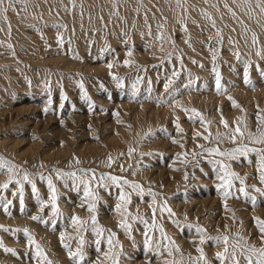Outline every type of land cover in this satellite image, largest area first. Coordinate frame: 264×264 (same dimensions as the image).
Segmentation results:
<instances>
[{"label": "rangeland", "instance_id": "obj_1", "mask_svg": "<svg viewBox=\"0 0 264 264\" xmlns=\"http://www.w3.org/2000/svg\"><path fill=\"white\" fill-rule=\"evenodd\" d=\"M119 1L122 2V0ZM140 1L143 7L141 8V10L140 9L138 10L137 14L129 13V12L122 13V17L120 19L121 21H123L125 25V31L123 34L117 35L118 38L117 46L116 44L112 43V35H113L112 26L109 25L112 23V21L107 23V25L105 23V24H96L94 26L92 24V21L86 18V16L85 17L79 16L80 17L79 22H81V24L79 25L77 24L76 27H73V25L70 24L71 22L69 21L67 22V20L62 19V23L58 25L57 28H55L54 30H51L47 38L42 37L41 39H39L38 43L40 44L38 45V47L33 49V52L40 51V53H42L43 56H46L47 60L57 59L66 62V63L60 62L58 66L52 64L50 65L49 63L47 65V68L48 70H52L53 72L55 71L63 81H65L64 78L65 79H67V77L71 78V82L74 83V85L70 87L72 96H66L65 100L61 101L60 98H56V97L55 99L49 98V95L47 99L45 97L47 93H45L44 96L43 95L35 96L36 93L26 94L24 93L23 90L22 92H20V95H18L19 98L17 97V101L14 100L13 102H11L5 100L4 102H2V104L4 105H0V108L2 107L4 108L6 104L7 112H11V114H13V122L11 127L15 130L6 129V133H4V135L19 138L18 132L22 131L24 133L21 135L19 139L21 138L26 139V141L31 140L33 143H36L37 140H41L42 138L44 139L50 138L52 139L51 144H49L50 148L54 146L61 147L62 145L59 143L58 134L56 132L50 133L46 129L48 128L51 130L54 129L64 130L66 129V126L71 127L72 124L73 125L75 124L76 126L79 127L80 130L86 128L87 133L89 132L88 134H90L89 140L92 142L91 144L94 143L96 144L97 142L101 141L99 135L102 134V132L100 131V127L97 125L98 123L103 122L104 120L111 121L112 118L114 119L117 117H119L118 121L120 123H125L126 122L125 118H127L128 123L133 120L132 117L130 116L132 115V111L127 109L124 110L125 104L134 103L135 106L136 105L142 106L145 103L156 107V109L158 110H162V108L166 110L167 109L166 107H168L169 103L171 102L170 100L182 101V99L180 98H183L184 97L183 95L185 94L182 93L184 91L183 89L185 88L184 85L186 84V86H188L192 84V80L190 78H187L191 72L189 73L188 71L186 72L182 71L179 73L180 77L178 76L177 78H174L172 76L171 73L172 71L170 69L164 67L162 64H157L155 62H152L150 61V59L147 60L149 62L144 61L143 63L141 62L142 64L141 63L139 65L136 64L137 67L131 70L133 71V73L131 71L129 72V70L123 71L125 66L124 64L127 59L125 55L128 52H134L136 55L139 54L140 56H148L152 54L151 51H154L149 47V44L147 42H144L139 37L137 38V36L135 35L140 25H144L146 26V29H148L150 27H153L154 26L153 24H155L158 21L159 25L163 27L164 32L165 30H167V32H170L171 28L174 29V25L175 26L178 25L175 19H173V16L175 14L173 9L166 11L164 10V6L162 4L157 2L158 4L157 5L155 1L152 2L154 9L153 6H151V8L154 11L156 10L157 14L156 13L150 14L148 10L149 4H147V0H140ZM192 1L193 0H188L189 3L190 2L193 3ZM82 3L83 2L79 4L81 6L82 5L84 6V3L83 4ZM191 7L193 8L194 5L191 4ZM154 14L156 15L153 16ZM167 15H171L172 17L169 18L167 17ZM212 18L214 21H216L215 17L212 16ZM40 26H38L37 28L34 27V29L32 28V30H34L35 33H42V35H45L43 32L44 29L46 30V28ZM164 26H166V28ZM58 34H64L62 36L63 38L62 42L60 40L61 37H57ZM175 34H177V36H179L178 38H180V34L178 32H176ZM189 38H190L189 40H191L190 44L192 43L193 39L194 40L198 38L200 39V37H195V36H191ZM201 38L205 40L208 39L206 37L205 38L201 37ZM194 46L196 49L198 48L205 49L207 45L194 44ZM7 52L8 54H10L9 51ZM245 56L246 55H239V57L234 58L235 61L231 59L226 60V56L222 52V50H218L217 56L214 58V64L207 66L209 69L211 68L214 69V71L208 70L207 73H212L213 75L215 74V76L214 77L210 76L208 77L209 79H203L202 78L203 74L201 71L202 67H201L197 70L198 72L195 73L197 75L196 78L197 80H193V82H195V86H196V84L199 85L198 81H203V83L206 84L203 91H209V92H213L214 94L216 93L218 95H222L226 99L224 101V105H226V103L228 104L230 100L229 97H231L234 100V93L230 92V90L233 91L232 90L233 78L231 75L233 76L236 75L235 77L239 78L240 84H242L243 89L246 88L251 90L253 94H256L258 97L254 99V102L250 105L252 106V111L250 115L252 114L253 116L252 115L251 116L254 117L253 120L255 119V121H257L258 112L261 113V115H264V111H263L264 96L262 94L264 92V71H263L264 63H262L261 65L259 64L260 74L258 75V79H255L250 76V73L251 74L254 73L257 70V68H259V66L257 63H255V61L252 62L249 61L248 59H244ZM18 57H21L23 63L25 64L24 66L28 65V63L29 65L31 64L30 63L31 60L25 59L21 54H19ZM165 58H169V57H165ZM249 62H251V64ZM109 64H113V66L115 67H120L118 69L119 71L111 72L110 69H108ZM218 65L221 67V69H217ZM86 66L90 67L89 71L87 72H86L87 69ZM228 66L230 67L227 68ZM40 67L41 66L39 64L38 65L35 64L34 66L30 65V67L29 66L25 67L27 70V71L25 70L26 73L24 72L26 79L25 84L33 85L34 82L39 80L41 76L38 74L32 75L31 70L33 71L34 69L36 72L38 71L40 73L41 70ZM44 73L46 74L48 73V71L42 69L40 74L43 75ZM217 74H219V76L221 77V85L223 89H225L227 92L217 91L216 89ZM113 76H117L121 78L120 84H118L117 81L113 79ZM130 78H134V79L139 78L144 82L145 81L150 82V80L154 81L158 78L160 80H158V83L155 86V88H153L152 87L153 84H151L145 89L143 87H140L141 89L138 88L134 91H131V89L129 88ZM169 81H171V83H168ZM190 81L191 83H189ZM81 83L83 84V88H81L80 86ZM88 86H90V89L85 90L84 87H88ZM178 91H181V93H178ZM85 92L87 93V98L85 97ZM91 92H93V94ZM134 92L135 95H133ZM31 98H33V100L39 99L38 100L39 104H37L38 110L35 112H28V110L35 108V106L32 104ZM48 100H50V103H48ZM183 102L185 101L183 100ZM183 102L178 103L176 106L181 111L186 113L185 119L184 118L182 119L183 122L181 121L180 123L179 121L175 119H170L169 117L163 118L161 114L160 115L161 117L159 116V118H162L164 120V121L162 120L164 123L160 122V126H158L156 130L150 132L151 141L146 146L148 150L144 151V153L142 154L141 153L135 154V157L133 159V163L134 162L142 163L144 161L142 166L144 170L147 169L145 170L146 172L152 170L151 172H149L150 174H152L153 172L156 173V175L160 173L162 174V177L160 178V180H158L159 181L157 183L158 187L156 189L155 188L152 189L151 187L149 188L147 186L145 188V190L151 189L153 192L157 194L156 203L153 204L151 196L148 195V191H146L142 199L138 195H136L135 197H131L132 200L131 204L128 205L131 206V208H129L128 211L129 210L131 211L132 207L136 208V206L138 207L140 205L138 207L141 209L140 212L137 213L134 212L131 215L140 216L143 217V219L146 218L145 220H147L149 222V225H151L153 223L152 209L153 208L156 209L158 203L164 204L166 201L167 206L174 209V210L172 209V211L175 213V215L171 217L167 212L162 213L163 215L157 214L158 212H156L155 224L157 225V227L153 228V230H157L159 232L160 231L159 228L160 226H162L164 232L167 234L168 237H170L169 229L175 230L178 237L185 244L190 246L191 251H190V255L188 252L187 254L188 258L186 257L185 261L180 262L175 260V263L172 262L169 264H195L196 259L201 255V253L197 251L198 248H203L204 255L207 257L208 264H231L232 263L231 261L228 262L223 261L224 262L223 263L222 261L217 259L216 257L217 252H219L220 249L224 250L226 246L223 243L217 244L215 240L211 238L221 237L225 235L228 236L230 239L227 247H228V251L232 252L233 245L238 239L235 237L237 236L236 231L241 230L244 227L243 230H247L248 232V239L241 240L240 241L241 246L243 248H247L249 246L247 241H249L251 242L250 245H255L258 248L264 247V243H262L260 238L259 229L254 221L255 217H259L260 219L264 220V194L256 191L257 188L264 189V183H261L259 179L260 176V173L258 171L259 158L256 156L255 153H249L247 157L240 156L237 159H228L226 157H220L214 154L210 155L209 153L205 152L204 149L210 147H219L221 151H228L240 146V144H232V142L226 140L227 141V142L225 141L226 146L223 147V144H221L222 141L218 142L215 139V135L217 133L215 135L211 133L212 136L209 140H205L201 138V136L197 135V133H201L205 136L209 134L207 123L202 124L200 122V118L196 116L195 118L192 119L191 117L190 119L187 115L194 113H192L191 111H184L183 107H186L190 110L196 109L200 113L202 112V116L205 113L203 112L204 109L201 108L202 106L201 105L199 106V104H197L195 101H194L195 103L192 102L194 104L188 103L191 105H188L186 102L185 104H182ZM229 103L231 104L226 105V108L235 111L233 102L231 101ZM196 104L199 107L196 106ZM161 106L163 107L161 108ZM210 108L212 107L210 106ZM17 110H19L17 112L18 114H16ZM18 115L21 118H18ZM203 118L205 122L211 121V123H215L214 119L212 122V119L210 120L206 119L204 116ZM128 123L126 125L121 124L120 126L129 127ZM177 124H179L180 126L179 128L176 127ZM112 128L113 126H110L109 131H114V133L117 132L116 130H112ZM131 128L132 130H134V127L132 125H130V129ZM258 128L260 131L261 130L264 131V125H260V127L258 126ZM226 131L227 130L224 129V131H221L219 133H223V132L225 133ZM134 136H136L135 132H134ZM80 141L83 142V138L77 140V142L81 144ZM141 143L138 144V146L141 145ZM243 143L247 144L249 147L259 148L260 146V148H264V145L262 146V144L254 145V144H250V142L248 141L247 142L245 141ZM198 145H203L204 148L202 149L198 147ZM24 147L27 148L26 145H24ZM143 155L145 157L142 158ZM124 156L125 157L127 156L125 159L126 161L127 159H130L132 157V155H129V153L125 154ZM221 158L222 160H224L225 163L227 162L226 164L230 166L232 171L238 173L241 177L245 178V184L247 186V191L249 193V196L245 197L243 193L237 191V189H239L241 185L239 184L238 180L234 181V188L232 189V191L234 192V196L229 197L227 199L226 201L227 209H225L224 207L225 200L221 194L222 189L217 188V185L221 183V181L217 179L218 166L212 163V161L221 160ZM67 159L63 161L65 162L63 164L65 166L63 165L60 166L57 164L54 165L47 164L48 166L47 165L44 166L43 167L44 169L37 170L36 172H32L30 170L28 171L29 174L31 173L30 174L31 180L36 184V188L38 189L40 199H38L37 193L33 192L31 185L27 181H25L24 189H23V204L25 205L24 207L28 206L26 210H23L21 208L23 204L20 202V195H19L20 189L15 183L10 184L7 190H0V212L8 216V219L11 218V216L9 215H12L13 217V215L18 213L17 211H21V210L22 213H24L25 215H28L30 213H31L30 216L39 215L44 220H47L48 218H52L53 214L50 205L51 193L47 187V180L40 179L39 174L41 173L45 177L51 176L52 181H54L53 184L57 189V195H59L57 203L62 204L65 202L77 206L76 204H78L79 201L82 203L86 202L84 201L83 198V189L81 186H80V192H77L74 190L73 182H71V180H67L68 182H66L68 188L67 186L64 187L63 183L61 184L57 182L58 176L56 172L53 171V169L59 168L65 172L76 171L77 169H81L80 166H76V167L66 166L67 163H69L70 161L69 159L68 160ZM249 161H251V163H249ZM230 162L233 163L230 165ZM147 163L152 164V166L150 165L149 167ZM144 166L148 168H145ZM83 169H88V168H83ZM182 171L185 172V175L187 177V179L185 178V180H179L181 178L179 175L181 174ZM77 174L78 176L83 175V173H80L78 171ZM20 176L22 175L20 174ZM125 178L128 180V178L130 177L127 175L125 176ZM16 179H18L17 176ZM171 186L174 187L175 190L168 191V188H170ZM40 191L42 192L40 193ZM105 194L106 196L104 197H98L97 211L95 213L98 218V223H100L102 220L99 219L100 218L99 216H102V218H106V216H108L109 219L115 220L117 218L115 206L117 203H121V201L118 200L119 194L117 193V191L113 192V189L111 187L109 188L108 193ZM249 197L256 198L257 201L256 206L252 205ZM41 199L47 204V206L44 207L43 211H41V207H40ZM136 199L138 201H136ZM174 200L176 201L174 202ZM8 201H11V203L8 204ZM5 204H7V211H5L4 209ZM84 204L85 206L82 207V210L84 209L83 211L88 213V211L86 210L87 202ZM143 204L145 205V208L142 207ZM28 208L30 209V211ZM142 208L145 209L143 210V212H142ZM61 213L65 215H61L57 217L58 223L56 222L57 220L54 221L55 223L53 224L49 223L50 221L47 224L35 221L36 223H39L37 225L38 227H40L39 229H41L42 232L47 233L52 237H54L50 241V243L47 244V247L44 245L47 242L42 240L41 237H38L36 234H34V232H32L33 229L32 227L29 228L27 227L32 237L34 236L33 238L35 240V244H39L43 252L46 251L44 253H46L47 260L51 259L50 261H53L54 259L52 264H63L64 262H65L64 264H78L77 261L73 260L69 256L68 249L64 248L63 244H70L72 251L75 252L79 245L78 239L81 235L84 236V240H85L84 245L81 247V250L84 254V260L82 262H79V264H90V263L112 264L111 261L112 259L110 260V258L108 257L110 256L112 257L113 254H118V259H120L119 260L120 264L121 263L125 264L124 260L126 259H127L126 261L129 260L134 264H166V263H162L160 258H165L167 256L166 247L167 245H169V243L161 242L159 247L160 250L154 251V245L152 244L156 240V238H154L151 241L152 247L149 248V246L145 242L146 240H144L146 238L145 233L147 231L146 230L147 228L139 220H138L139 221L138 230L140 236L143 234L140 239L142 241L139 242L138 240H135L136 239L135 236L131 237L132 239L129 238L131 241H133V245L137 241L138 245L140 244L139 248L136 250L133 249L131 246L127 247V249L126 246H122L121 248L120 245L121 243L124 242V239L126 240L129 239H127L126 237L124 238L123 235L122 234L120 235L118 231L111 230L112 233L113 232L115 233V236L113 237V241L114 243L116 242V245L112 249L111 253H108L107 243H103L100 241L99 247H97L96 245L97 238L95 235H93L94 233L92 234V230H91L92 225L90 222H89L90 224L85 226L87 228V231L77 230L76 228L72 227L71 223L69 222L70 217L75 214H73L72 211L71 212L69 211V213H66L65 211H61ZM144 213L145 215L142 216ZM90 215L93 214L90 213ZM80 217L82 219L84 218L85 220H90V217H82V216ZM173 221H177L178 223H173ZM194 226H200L206 229V232L202 234L205 240L203 244L200 243L201 234H198L196 232ZM167 227H169V229H167ZM108 228L110 230L111 228L113 229L114 227L111 226ZM2 229L3 228H0V233ZM15 229H19V228L13 227L12 229H9L8 231L9 234L7 239L8 241L14 242L16 244L5 246V243L3 244L4 239L0 238V241H2V245H0V250L2 256H4L0 261L1 262L5 261L7 264H11L12 260L17 262L18 264H47V262L44 259L36 258L35 244L30 245L28 236L25 235L23 231L17 232L15 231ZM61 233L65 234V239L63 241L60 238ZM90 235L91 237L93 235V238H91ZM69 237H71V239H69ZM117 239L118 241H116ZM38 240L40 242H37ZM127 242L129 243L130 241ZM5 249H12L14 251L9 252L6 251ZM117 249L119 251H117ZM50 250L52 251L51 253L52 256H50L49 254L51 252ZM237 252H238V256L242 257L243 264H246V260L244 257L247 253L239 254V249H237ZM105 253L109 254L108 257L104 256ZM55 257H58L59 259L58 258L55 259ZM171 259H173V257ZM2 264L5 263L3 262ZM199 264H205V261L200 260Z\"/></svg>", "mask_w": 264, "mask_h": 264}, {"label": "bare ground", "instance_id": "obj_2", "mask_svg": "<svg viewBox=\"0 0 264 264\" xmlns=\"http://www.w3.org/2000/svg\"><path fill=\"white\" fill-rule=\"evenodd\" d=\"M155 1H156V4L157 2L162 4L164 6V10L166 11L173 9V11L175 12L173 19H175L178 25L177 26L174 25V29L171 28L170 32H167V30H165L164 32L163 27L159 25L158 21L155 24H153L156 27L153 26L148 29H146V26L140 25L135 35L137 36V38L139 37L144 42H147L149 44V47L152 50H154V51H151L152 53L151 55L153 59L151 58V55L140 56L139 54L136 55L134 52H128L125 56L127 58L126 61H128L129 63L128 65L124 64L125 66H124L123 71L129 70L130 72L132 69H135V67H137V65H139L141 62L143 63L144 61H147L148 59H150V61L155 62L157 64H162L164 67H167L168 69H170L172 71L171 73L174 78H177L178 76L180 77L179 73L182 71L183 72L188 71L189 73L191 72L187 78H190L192 80V84L194 83L193 84L194 86L192 84L190 85L187 84L188 86H186L185 84L184 85L185 88L183 89L184 91L182 90L183 91L182 93H185L183 95L184 97L180 98L182 95L179 97L180 99H182V101L170 100L171 102L169 103V105L167 104L168 107H166L167 108L166 110L162 108L163 106H161L162 110H158L156 109V107L151 106L150 104L149 105L145 104V103L142 106H139V105L135 106L134 103L125 104L124 110L127 109V110L132 111V115L130 116L132 117L133 120L128 123L127 118H125L126 122L120 123L118 121L119 117H117L114 119L112 118L111 121L104 120L103 122L98 123L97 125L100 127V131L102 132V134L99 135V137L101 138L100 139L101 141L97 142L96 144L95 143L91 144L92 142L89 140L90 134H88L89 132L87 133L86 128L80 130L79 127L76 126L75 124L74 125L72 124L71 127L66 126V129L64 130H58V129L51 130L48 128L46 129L50 133L56 132L58 134L59 143L63 147L54 146L50 148L49 144H51V140H52L50 138L49 139L42 138L41 140H37L36 143H33L31 140L26 141V139H22V138L19 139L21 135L24 133L22 131L18 132L19 138H15L12 136L10 137L7 135L5 136L4 133H6V129L15 130L11 127L12 122H13V114H11V112H7V107L5 104L4 108L2 107L3 109L0 108V156H3L7 160L12 161L13 163L19 166V169L22 172L21 171L18 172L19 173L17 174L18 179H22L23 170H26L27 172L29 170L32 172H36L37 170L44 169L43 167L46 166L47 164H52V165L57 164L61 166L65 163L63 161H65L68 158L70 161L69 163H67L66 166H69V167L80 166L81 169L92 168L96 170V180L92 184V190L95 192L97 197L106 196L105 193H108L110 187L113 189V192L117 191L118 194H120V191H121L120 188L111 184V182H107V181L100 182L99 176L101 173H110L112 175L121 176L124 178L125 176L128 175L130 177L128 178L130 182L141 184L144 190L146 186L149 188L151 187L152 189L153 188L156 189L158 187L157 186L158 185L157 183L159 182L158 180H160V178L162 177V174L160 173L156 175V173L154 172H153L154 174L153 173L150 174L149 172H151L152 170H149L146 172L145 170L147 169L144 170L142 166L144 161L142 163L141 162L133 163V159L135 157V154L137 153L142 154L144 153V151L148 150L146 146L151 141L150 132L156 130V128L160 126V122L162 123L164 121L162 118H159L161 114L163 118L169 117L170 119H175L179 121L180 123L183 118L185 119L186 113L176 107L177 104L180 102H183V100L187 104L188 103L194 104L196 102L197 104H199V106L201 105L202 106L201 108L204 109L203 112H205L203 116L206 119H209V120L212 119V122L214 119L215 123H211V121L210 122L206 121L207 126H208V132L210 131L214 135L216 133L224 131L225 129L223 124L220 123L222 116L225 120H227L229 127L231 128L235 127V125L239 123L241 128L244 129L245 131V136H247L248 132H252L256 134L257 136L259 135L260 132L258 131L260 130L258 126L260 127V124H258L257 121H255V119L253 120L254 117H252L253 116L252 114H251L252 116L250 115L252 111V106L250 105L254 102V99L258 97L256 94H253L251 90L246 89V88L243 89L242 84H240L239 78L235 77L236 75L235 76L231 75L233 78L232 80V90L233 91L230 90V92L234 93V100L233 99L229 100V102L232 101L239 105V107H235L234 109L235 111H232L229 108H226V105L231 104V103L228 102V104L226 103V105H224V101L226 99L222 95H218L216 93L214 94L213 92H209V91H203L206 84L203 83V81H198L199 85L196 84L195 86V82H193V80H197L196 79L197 75L195 73L198 72L197 70L201 68V65H203L202 70H201L203 74V77H202L203 79H209L208 77L215 76V74L213 75L212 73H207L208 70L214 71L213 68L209 69L207 66L214 64V58L217 56L218 50H222V52L226 56V60L231 59L235 61L234 58L237 57L235 53L238 52L239 55H246L244 59H248L249 61H252V62L255 61V63H257L258 66L259 64L261 65L262 63H264V12L261 11V7H264V0H193L192 1L193 3L191 2L189 3L188 0L186 1L185 0H147V4H149L148 10L150 14L152 13L157 14V11L156 10L154 11L151 8V6H153L152 2H155ZM81 2L84 3V6L83 5L81 6L79 4ZM191 4L194 5L193 8L191 7ZM4 7H8L7 0H5ZM142 7L143 5L140 0H122V2H120L119 0H15L13 6L9 8L6 13L7 18H5V14L2 11H0V105H4L2 104V102H4L5 100L11 101V102H13L14 100L17 101L18 95H20V92H22L23 90H24V93L26 94L36 93L35 96H38V95L44 96L45 93H47V95L45 96L46 98L49 95V98L55 99L56 97V98H60L61 101H64L66 96H72L70 87L73 86L74 83L71 82V78L67 77L68 80L64 78L65 81H63L61 77H59L55 71L53 72L52 70H48L47 68V65L49 63L50 65L52 64V65L58 66L60 62H63V60H57V59L47 60L46 56H43L42 53H40V51L33 52V49L38 47V45L40 44L38 43L39 39H41L42 37L47 38L51 30H54L55 28H57L58 25L62 23V19L67 20V22L68 21L71 22L70 24L73 25V27H76L77 24L78 25L81 24V22H79L80 17H85V16L86 18L92 21V24L94 26L96 24H105V23L107 25V23L112 21V23L109 24L110 26H112V34H113L112 43L116 44L117 46L118 44L117 35L123 34L125 31V25L123 21H121L120 19L122 17V13L129 12V13L137 14L138 10L139 9L141 10ZM153 9H154V6H153ZM205 13H207L208 15H205ZM156 14H154L153 16H155ZM212 16L215 17L216 21L213 20ZM167 17L171 18L172 16L167 15ZM213 22L215 23V26H213ZM40 25L46 28V30L44 29V32L42 31L45 35H42V33H35L34 30H32V28L33 29L34 27L37 28ZM164 27L166 28V26ZM176 32L180 34V38H178L179 36L175 34ZM63 35L64 34H58L57 37H62ZM253 35H255L257 38V42L255 44H253L252 42ZM191 36L200 37V39L199 38L196 40L193 39L192 43L190 44L191 40H189L190 39L189 37ZM201 37L203 38L206 37L208 39L205 40V39H202ZM194 44L195 45L206 44L207 46L205 47V49H201V48L196 49ZM209 49H211L212 51H209ZM7 51H9L10 54H8ZM129 53H131V55H129ZM257 53H260V55H258ZM19 54H21L25 59L31 60L30 65L34 66L35 64L37 65L39 64L41 66L40 67L41 70L43 69V70L48 71V73L46 74L44 73L42 75L40 74L41 70H40V73L38 71L36 72L34 69L33 71L31 70V74L40 75L41 77L39 78V80H42V81L37 80L36 82H34L33 85L25 84L26 83L25 82L26 79L24 75V72L26 70L25 67L26 66L30 67V65L28 63V65L24 66L25 64L23 63L21 57H18ZM165 57H169V58H165ZM249 63L251 64V62ZM232 64H229V65H232ZM229 67L230 66H228L227 68ZM89 68L90 67H87L86 72L89 71ZM119 68L120 67H115V66H113L112 68L108 67V69H110L111 72L119 71L118 70ZM217 69H221V67L218 65ZM259 69H260V66L259 68H257V70L254 73L251 74L249 72L250 76L255 79H258V75L260 74ZM131 72L133 73V71ZM129 80H130L129 88L131 89V91H134L138 88L141 89L140 87H143L145 89L151 84H153L152 87L155 88V86L158 83V80L160 79L158 78L154 81L150 80V82H146V81L144 82L143 80L139 78L138 79L130 78ZM189 83H191V81ZM134 85H135V88L133 87ZM84 89L89 90L90 86L84 87ZM91 93L93 94V92ZM178 93H181V91H178ZM262 94L264 96V92ZM31 99H32V104L35 106V108L28 110V112H35L38 110L37 104H39L38 102L39 99H35V100H33V98ZM185 102H183L182 104H185ZM48 103H50V100H48ZM191 104H188V105H191ZM197 104L196 106H198ZM209 105L212 108H210ZM183 108L185 109L186 107H183ZM18 111L19 110L16 111V114H18L17 113ZM187 116L189 118L192 117V119L195 118V114H189ZM18 118H21V117H19L18 115ZM127 123L129 127L120 126L121 124L126 125ZM130 125L134 127V130H132V128L130 129ZM245 125L247 126L246 128H245ZM110 126H113L112 130H116L117 132L114 133V131H109ZM226 130L228 131V129ZM134 132L136 136H134ZM81 138H83V142L80 141L81 142L80 144L79 142H77V140ZM226 140L227 139L221 140L222 141L221 144H223V147L226 146L225 144ZM237 140H238L237 144H239L240 138L237 137ZM245 141L247 142L248 140L245 139L243 142ZM140 143L141 145L138 146V144ZM24 145H26L27 148H25ZM130 149H134V151L131 152L132 157L130 159H127L126 161L125 159L127 156L125 157L124 155L129 153ZM109 156H111L113 160L111 167L108 166ZM143 157L145 156L143 155L142 158ZM76 158H79V160L81 161L80 164L76 163ZM232 163L230 162V165ZM147 165L149 167L150 165L152 166V164H148V163ZM146 166L144 167L148 168ZM20 174L22 176H20ZM179 176L181 177L179 180H185L186 175L184 171H182ZM57 178H58L57 182L61 184L63 183L64 187L67 186L66 185V182H68L67 180H71V182H73L72 181L73 179L70 177H64V178L57 177ZM87 178L88 177H85V179ZM8 180H9V177L7 174H0V184H3L7 182ZM97 182L108 183V188L105 189L102 186L97 187L96 186ZM80 186L82 187V189L84 188L83 185H80ZM123 190L125 192H130L131 197H135L137 195L136 192L128 186H124ZM173 190L175 189L172 186L168 188V191H173ZM146 191L147 190H145V193ZM41 192L42 191H40V193ZM136 201L138 200L136 199ZM175 201L176 200H174V202ZM83 203H86V202H83ZM81 204L82 202L80 201L78 202V204H76L77 206H74L70 203H65V202L62 204L58 203L60 211H65L66 213H69V211L70 212L72 211V213L75 215H79L82 217H91L90 212L87 213L83 211L84 209L82 210ZM162 205L163 203H158V206L156 208L157 209L156 212H158L157 214L163 215L160 211V208ZM24 206L25 205L23 204L21 208L23 210H26L28 206L26 207ZM177 206H178V203H177ZM138 207L137 206L136 208L132 207V210L131 211L129 210L128 212L131 214H133L134 212L136 213L140 212L141 209ZM142 207L145 208V205L143 204ZM129 208H131V206H128V209ZM143 210L145 209L142 208V212ZM17 212L18 213L13 215V217L12 215H9L11 216V218L9 219H8V216L0 212V225L3 226V229L0 233V238L4 239L3 244L5 243V246L16 244L14 242L8 241L7 239L8 234H9L8 233L9 229H12L13 227H16L19 229L32 227L33 228L32 232H34V234H36L38 237H41L42 240L47 242L44 244L47 247V244H49L50 241L54 237H52L51 235L47 233L42 232V230L39 229L40 227H38L37 225L39 223H36L35 220L31 219L32 217L30 216L31 213L28 215H25L24 213H22V210L17 211ZM62 215H65V214H62ZM144 215L145 213L142 216ZM116 216L117 218L115 220L109 219L108 216H106V218H102V216H99L100 217L99 219H102L99 225L103 227L105 231L100 237H97L95 234H93V232L92 234L95 235L96 238L99 239L101 242L107 243V238L109 236L108 227L113 226L114 228L113 229L111 228L110 230L118 231L120 235L121 234L123 235L124 238L126 237L127 239H129L135 236L136 237V239L134 238L135 240H138L139 242L142 241L140 239L143 234L140 236L139 230H138L139 221L131 219L133 215H121L117 213ZM125 219L132 226L130 232H125L124 229H122L119 226L120 221L125 220ZM47 221L48 222L50 221L49 223H52V224L55 223L54 221L58 223V218L57 217L55 219H53V217L48 218ZM243 228L241 230L236 231V234H237V236H235L236 238L243 237L244 239H248V232L247 230H243ZM4 229H8V231H5ZM167 229H169V227H167ZM146 230H147L146 232L148 233V237H151V241L154 238H156L155 242L152 243L154 245V251L160 250V249L157 250V245H160L161 242L162 243L168 242L161 237L160 231L158 232L157 230H153V228H147ZM169 232H170L169 236L171 240L174 241V244L167 245L166 247L167 256L165 258H160L161 262L162 263L168 262L169 264L172 262L175 263V260L180 261V262L185 261L186 257L188 256L187 255L188 252L190 255V251H191L190 246L185 244L178 237L175 230L169 229ZM93 235L92 237L90 235V237L93 238ZM144 240H146V238ZM116 241H118V239ZM127 241H130V242L128 243ZM37 242H40V241L38 240ZM247 242L249 245L251 244V242L249 241ZM115 245H116V242L114 243L113 241V247L110 249L107 243V246H108L107 252L111 253ZM120 246H126V249L127 247L131 246L133 249L136 250L139 248L140 244L138 245L136 241L135 244L133 245V241H131L130 239L129 240L124 239V242L121 243ZM176 246L179 247V251L176 250ZM169 247L172 248L171 255H169V252H168ZM117 251L119 250L117 249ZM219 252H224V250L220 249ZM51 253L52 251L49 253L50 256H52ZM231 253H232L231 251H228V258L225 259L224 261L232 262L231 255H230ZM100 255H103V254H100ZM3 257L4 256H2V253L0 250V260ZM172 257L173 259H171ZM56 258L58 257H55V259ZM237 259H239V264H243L241 256H237ZM126 260H124L125 264H134L130 262L129 260L128 261ZM3 262L7 264L5 261ZM3 262L0 261L1 264ZM11 264H18V263L12 260Z\"/></svg>", "mask_w": 264, "mask_h": 264}, {"label": "snow or ice", "instance_id": "obj_3", "mask_svg": "<svg viewBox=\"0 0 264 264\" xmlns=\"http://www.w3.org/2000/svg\"><path fill=\"white\" fill-rule=\"evenodd\" d=\"M14 2H15V0H7L8 7H4L5 0H0V11H2L5 14V18H7L6 13H7L8 9L13 6ZM261 11L264 12V7H261ZM205 15H208V14L205 13ZM213 26H215L214 22H213ZM161 38H163V37H161ZM60 40L62 42L63 38L61 37ZM252 42H253V44H255L257 42V38L255 35H253ZM161 50H163V49H161ZM209 51H212V50L209 49ZM257 54L260 55V53H257ZM129 55H131V53H129ZM235 55H237V57H239L238 52L235 53ZM128 63H129L128 61H125V65H128ZM202 66L203 65H201V67ZM108 67L112 68L113 65L109 64ZM174 75H175V73H174ZM113 79H115L117 81V83L120 84V82H121L120 77L113 76ZM168 83H171V81H169ZM80 86H81V88H83L82 83ZM133 87L135 88V85ZM166 87H167V85H166ZM216 89L218 92L226 91L225 89H223V87L221 85V77L219 76V74H217V77H216ZM133 95H135V92L133 93ZM85 97L87 98L86 92H85ZM229 99H232V98L229 97ZM233 106L239 107V105L236 104L235 102H233ZM184 111H191L192 113L195 114L196 117L200 118V122L202 124L206 123L203 119L202 114L198 110H196V109H191V110L184 109ZM190 119H191V117H190ZM220 123L223 124L225 129H229V130L226 131L225 133H217L215 136V139L218 142L223 140V139H227L230 142H232L233 144H237L238 143L237 137H239L240 138V141H239L240 146H238L234 149L228 150V151H221L219 149V147H210V148L204 149V151L209 153L210 155L214 154L216 156L226 157L228 159H237L240 156L247 157L249 155V153H255L256 156L259 158V168H258V171L260 173L259 179H260L261 183H264V148L249 147L247 144L243 143V141L245 139H247L252 144L264 145V131H260L258 136L252 132H248L247 136H245V131H244V129L241 128L239 123H237L235 125V127L230 128L227 120H225L223 118V116L221 117ZM257 123L260 125H264V115H261L259 112L257 113ZM176 127L179 128L180 127L179 124H177ZM246 127L247 126L245 125V128ZM197 135L201 136V138H203L205 140H209L212 136L210 131H209V134L206 136L201 134V133H197ZM198 147H200L202 149L204 148L203 145H198ZM132 151H134V149H130L129 155H131ZM76 163L77 164L81 163L79 158H76ZM112 163H113V160H112L111 156H109L108 157V166L111 167ZM212 163L214 165L218 166V168H217V179H219L221 181V183L219 185H217V188L222 189L221 194L225 200V205H224L225 209H227V203H226L227 199L229 197L234 196V192L232 191V189L234 188V181L238 180L239 184L241 185V187L239 189H237V191L243 193V195L245 197L249 196V193L247 191V186L245 184V178L241 177L238 173L232 171L230 166L228 164H226L223 160H215V161H212ZM249 163H251V161H249ZM19 171H21V170L19 169L18 165H16L15 163H13L10 160H7L3 156H0V174H7L9 177V180L7 182L0 184V190H7L9 188L10 184L15 183L20 189V193H19L20 202L23 203L24 182L27 181L31 185L33 192L37 193L38 199H40L38 189L36 188V184L30 179V174L26 170H23L22 179H16V176H17ZM53 171H55L57 176L60 178H64V177L72 178L74 190L77 192H80V185L84 186L83 198H84V201L87 202L86 210L88 212L92 213L93 215H91L90 221L82 219L78 215H73L70 217L71 226L76 228L77 230L87 231V228L85 226L88 225L90 222L92 225V229H91L92 232L97 237L102 236L105 229L103 227H101L98 223V218H97V215L95 214L97 211L98 197L96 196L95 192L92 190V184L96 180V170L92 169V168H88V169H77L76 171L65 172L62 169L57 168V169H53ZM77 171L80 173H83V175L78 176ZM39 176H40L41 180H45V179L47 180V187L51 193V196H50L51 211L53 214V219H55L56 217L62 215V213L59 209V205L57 203V201H58L57 189H56L55 185L53 184L51 176L45 177L42 173L39 174ZM85 177H88V178L85 179ZM185 178L187 179V177H185ZM99 181L100 182H105V181L111 182V184H113V185H115L121 189L120 194L118 196V200L121 201V203H117L115 206L116 213L121 214V215H131V213L128 212V205L131 204V193L125 192L123 190L124 186H128L131 189H133L141 199L143 198V196L145 194V190L141 184L130 182L129 180H127L126 178L121 177V176L112 175L110 173H101L99 176ZM96 186L97 187L102 186L105 189H107L108 183L97 182ZM147 191H148V195H150L152 198L153 204H155L157 194L155 192H153L151 189H148ZM256 191L264 194V189L257 188ZM249 199L251 200L252 205L256 206V203H257L256 198L255 197H249ZM10 203H11V201H8V204H10ZM45 206H47V204L41 199V203H40L41 211H43ZM84 206H85V204L82 203L81 207H84ZM4 209H5V211H7V204L4 205ZM160 211H161V213L167 212L170 217L175 215V213L172 211V209L167 206L166 201L161 206ZM152 214H153V223L151 225H149V222L147 220L143 219V217H140V216H134V217H132V219L133 220H139L141 223H143L145 225L146 228H155V227H157V225L155 224V215H156V209L155 208L152 209ZM31 219L38 221V222H41V223H44V224L48 223L47 220H44L39 215L32 216ZM254 221H255L256 226L259 229L261 241H262V243H264V220L260 219L259 217H255ZM173 223H178V222L173 221ZM119 226L122 229H124L125 232H130L131 227H132L131 224L128 223L126 219L121 220L119 223ZM194 227H195L196 232L198 234H201L200 243L203 244L205 242V240H204V237L202 234L206 232V229H204L200 226H194ZM0 228H3V226L0 225ZM4 230L8 231V229H4ZM159 230H160L161 237L164 240H167L170 245L174 244V241H172L171 238L167 236V234L164 232V229L162 226H160ZM15 231H17V232L23 231L25 233V235L28 236V240H29L30 245L35 244V240L27 228L15 229ZM108 231H109V236L107 238V243L109 245V248L111 249L113 247V237L115 236V233H112L111 230H108ZM145 236H146L145 242L149 246V248H151L152 247L151 237H148L147 232L145 233ZM60 238L63 241L65 239V234L61 233ZM69 239H71V237H69ZM211 239L215 240V242L217 244L223 243L226 246L224 248V252H218L216 254L217 259L223 262L225 259L228 258V247H227V245L229 244L230 238L225 235V236H221V237H214ZM243 239H244L243 237H238L235 244L233 245V251L230 254L231 259H232V264H239V259H237V256H238L237 249H239V254L247 253L244 257L246 260V264H264V247L258 248L255 245H249L247 248H243L240 244V241ZM84 243H85L84 237H83V235H81L79 237V245H78L75 252L72 251L70 244H63V247L68 249L69 256L73 260L77 261L78 264H79V262H82L84 260V254L81 250V247L84 245ZM99 243H100V240L97 239L96 240L97 247H99ZM0 245H2V241H0ZM159 247H160V245H157V250L159 249ZM5 250L9 251V252L14 251L12 249H5ZM176 250L179 251L178 246H176ZM197 251H199L201 253V255H200V257H198L196 259L195 264H199L200 260H204L205 264H208L207 257L204 255L203 248H198ZM168 252H169V255L172 254V248L171 247L168 248ZM35 256L37 259L42 258V259L46 260L47 264H52V261L47 260V256L43 252V250L41 249L39 244H35ZM105 256L108 257V253H105ZM254 257H255V259H254ZM108 258L112 259V264H119L118 254H113L112 257H108ZM166 264H168V262H166Z\"/></svg>", "mask_w": 264, "mask_h": 264}]
</instances>
